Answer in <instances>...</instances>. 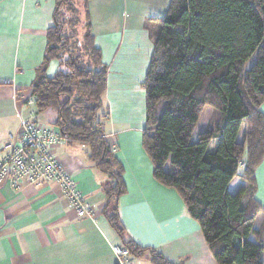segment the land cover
I'll return each mask as SVG.
<instances>
[{
  "label": "trees",
  "instance_id": "16d2710c",
  "mask_svg": "<svg viewBox=\"0 0 264 264\" xmlns=\"http://www.w3.org/2000/svg\"><path fill=\"white\" fill-rule=\"evenodd\" d=\"M89 1L55 0L30 98L36 114H56L53 126L67 143L81 146L85 161L105 177L103 215L123 238L117 214L125 194L123 169L101 123L107 68L93 43ZM155 23L141 133L152 177L177 192L215 264H263L264 211L252 188L264 155V115L258 110L264 103V0H170ZM51 61L57 68L49 78ZM207 107L205 128L193 141ZM235 179L242 183L236 188ZM122 245L134 259L148 252L152 264H171L133 242Z\"/></svg>",
  "mask_w": 264,
  "mask_h": 264
},
{
  "label": "crops",
  "instance_id": "0c3cea01",
  "mask_svg": "<svg viewBox=\"0 0 264 264\" xmlns=\"http://www.w3.org/2000/svg\"><path fill=\"white\" fill-rule=\"evenodd\" d=\"M169 2L90 0L87 4L93 43L107 68L101 123L123 169L125 194L117 201L123 238L103 215L105 177L85 161L81 146L65 142L54 147L55 157L92 214L78 217L55 184L15 188L0 182V264H115L111 246L124 241L153 250L171 264H215L177 192L153 179L141 146L150 31L156 30L155 21L165 15ZM54 5L55 0H0V142L16 134L20 120L27 117L24 103L30 99L35 70L43 59ZM56 68L51 61L46 76L53 77ZM258 110L264 115V103ZM35 121L54 125L56 114L47 110L36 114ZM235 183V188L242 184ZM252 193L264 211V155L254 172ZM258 218L254 229L263 214ZM133 264H152L149 253Z\"/></svg>",
  "mask_w": 264,
  "mask_h": 264
},
{
  "label": "built area",
  "instance_id": "2783aa9c",
  "mask_svg": "<svg viewBox=\"0 0 264 264\" xmlns=\"http://www.w3.org/2000/svg\"><path fill=\"white\" fill-rule=\"evenodd\" d=\"M24 106L31 109L20 120L18 132L0 142V182L7 181L15 188L55 184L78 217L90 216L91 208L84 204L74 180L54 154V147L66 140L55 126L35 121L34 99L25 101ZM111 251L115 264H133L134 258L127 247L114 245Z\"/></svg>",
  "mask_w": 264,
  "mask_h": 264
},
{
  "label": "rangeland",
  "instance_id": "374dc122",
  "mask_svg": "<svg viewBox=\"0 0 264 264\" xmlns=\"http://www.w3.org/2000/svg\"><path fill=\"white\" fill-rule=\"evenodd\" d=\"M155 25H156V24H155ZM151 26H153V25H151ZM153 29H156V30H154L153 32L158 31V26L156 25ZM263 45H264V39H263ZM257 54H258V51L255 52L254 55L252 56V58L248 61L247 65H246V69H247V70H248V69L253 65V63L255 62L256 57H257ZM29 109H31V108H29ZM29 109H28V110H29ZM210 113H211V108H209V107L204 108V110H203V112H202V114H201V116H200V119H199V121H198V124H197V126H196V129H195V131H194L193 139H192L193 141H195V140L197 139V134L205 128V124H206V122H207V120H208V118H209ZM242 130H243V126H242L241 129H240V133H239V135H238V141H241V132H242ZM237 180H238V182H239V179H237ZM237 180L235 179V182H236ZM240 182H241V181H240ZM258 217H259V216H258ZM258 217H257V219H256V221H255V223H254V226H255V227H257V226H258V223H259V218H258ZM261 260H262V262L264 263V251H263V253H262Z\"/></svg>",
  "mask_w": 264,
  "mask_h": 264
}]
</instances>
